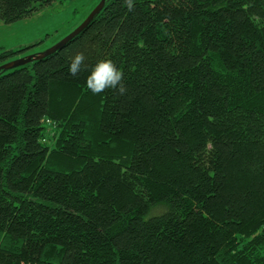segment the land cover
<instances>
[{
	"label": "trees",
	"instance_id": "1",
	"mask_svg": "<svg viewBox=\"0 0 264 264\" xmlns=\"http://www.w3.org/2000/svg\"><path fill=\"white\" fill-rule=\"evenodd\" d=\"M54 1L0 0V20ZM104 58L125 94L87 89ZM0 264H264V0H107L0 71Z\"/></svg>",
	"mask_w": 264,
	"mask_h": 264
},
{
	"label": "rangeland",
	"instance_id": "2",
	"mask_svg": "<svg viewBox=\"0 0 264 264\" xmlns=\"http://www.w3.org/2000/svg\"><path fill=\"white\" fill-rule=\"evenodd\" d=\"M101 0H55L31 18L6 24L0 20V52L20 51L15 59L39 54L77 29Z\"/></svg>",
	"mask_w": 264,
	"mask_h": 264
},
{
	"label": "clouds",
	"instance_id": "3",
	"mask_svg": "<svg viewBox=\"0 0 264 264\" xmlns=\"http://www.w3.org/2000/svg\"><path fill=\"white\" fill-rule=\"evenodd\" d=\"M128 12L135 10V0H124ZM86 57L83 52H76L68 57L69 74L76 77L82 70L89 66L85 64ZM124 74L118 69L116 63L109 58L100 59L91 66L90 74L86 78V87L93 94H100L108 89H113L123 95L127 89L123 82Z\"/></svg>",
	"mask_w": 264,
	"mask_h": 264
},
{
	"label": "water",
	"instance_id": "4",
	"mask_svg": "<svg viewBox=\"0 0 264 264\" xmlns=\"http://www.w3.org/2000/svg\"><path fill=\"white\" fill-rule=\"evenodd\" d=\"M107 0H101L100 3L95 7V9L90 13V15L86 18V20L72 33H70L68 36H66L64 39H62L60 42L52 46L51 48L35 55H30L27 57H22L18 59H14L12 61H9L5 64H2L0 66V71H8L12 69H16L19 67H22L24 65H27L29 63H32L34 61L41 60L53 53H55L57 50L61 49L63 46H65L68 42H70L73 38L78 36L81 32H83L89 24L100 14V12L104 9L106 5Z\"/></svg>",
	"mask_w": 264,
	"mask_h": 264
}]
</instances>
